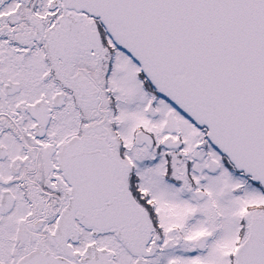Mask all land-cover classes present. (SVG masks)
<instances>
[{
  "label": "snow or ice",
  "instance_id": "6c2138e0",
  "mask_svg": "<svg viewBox=\"0 0 264 264\" xmlns=\"http://www.w3.org/2000/svg\"><path fill=\"white\" fill-rule=\"evenodd\" d=\"M0 264H264V0H0Z\"/></svg>",
  "mask_w": 264,
  "mask_h": 264
}]
</instances>
